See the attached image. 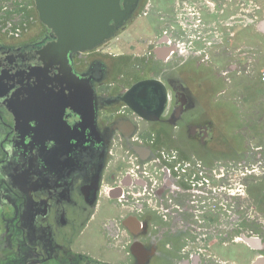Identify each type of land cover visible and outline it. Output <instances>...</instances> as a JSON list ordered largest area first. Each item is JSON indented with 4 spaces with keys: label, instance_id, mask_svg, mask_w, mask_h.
I'll return each instance as SVG.
<instances>
[{
    "label": "flooded vegetation",
    "instance_id": "obj_1",
    "mask_svg": "<svg viewBox=\"0 0 264 264\" xmlns=\"http://www.w3.org/2000/svg\"><path fill=\"white\" fill-rule=\"evenodd\" d=\"M7 23L10 28L8 21L0 26V264L169 262L171 249L162 246V241L167 238L189 240L193 236L188 234L187 228L175 229L170 220L165 221L149 210H144L140 218L136 217L141 226L130 221L136 231L134 235L123 224L131 220L130 215L121 216L119 211L120 215L101 219L102 239L108 250L119 255L115 260L100 258L88 251L82 239L86 229L98 224L103 210L101 197L105 180L112 181L106 196L116 210L119 205L114 203L116 197L123 187L130 185L127 177L117 180L113 172L108 178L106 176L115 146L124 152L127 144L126 149L142 163L158 157L162 149L175 151L177 162H180L187 158V154L180 151L179 137L183 130L188 141L202 146L197 155L207 161L211 122L191 121L192 114L201 108L199 101L189 94L168 66L161 67V75L154 71L157 62H167L174 54V48L166 46L168 42L164 37L162 47L154 50L153 60L157 62L151 61L147 67L149 76L134 81L125 89L147 79H157L165 85L168 99L157 123L176 133L169 140L172 146L160 144L154 133L142 136L135 146L129 141L139 136V122L143 120L118 101L125 91L114 94L98 91L109 75L105 63L92 59L80 67L78 58L83 53H73L67 60L45 56L43 52L53 40L48 28L43 24L38 30L26 26L12 37ZM165 51L170 55L164 60ZM145 61L140 64L141 73L150 60ZM81 77L89 80L93 89V119L85 110V97L78 89ZM68 84H75L77 94L67 91ZM126 121L134 125L129 138L120 132ZM151 135L154 138L149 143ZM161 164L172 163L161 161ZM184 217L191 222L189 215ZM116 224L119 228L117 241ZM134 243L143 246V251L137 255L131 253Z\"/></svg>",
    "mask_w": 264,
    "mask_h": 264
},
{
    "label": "rangeland",
    "instance_id": "obj_2",
    "mask_svg": "<svg viewBox=\"0 0 264 264\" xmlns=\"http://www.w3.org/2000/svg\"><path fill=\"white\" fill-rule=\"evenodd\" d=\"M3 1L0 0V26L8 21L11 26L9 28L7 23L6 27L13 32L12 37L26 26L37 30L41 27L33 0H15L13 3L18 8L13 12L4 10ZM209 5L217 13H208ZM16 18L18 22H15ZM164 37L168 42L166 46H171L175 52L167 62H157L153 60L154 50L162 47ZM81 56L78 58L80 67L92 59H100L108 67L109 75L98 88L103 94L125 91L134 81L148 77L147 67L151 61L158 63L155 74L161 75V69L168 66L201 105L192 114L191 121L211 122L212 130L205 147L207 161L197 155L202 146L199 147L196 141H188L183 130L180 132L181 150L189 151L186 159L194 156L207 167L210 183L207 212L199 215V219L207 221V242L167 238L162 241V246L171 249L166 264H176L182 250H201L203 261L215 258L231 264H246L249 257H264V82L261 79L264 71V0H139L122 28L105 43ZM148 59L150 61L141 73L140 64ZM139 125V139L154 133L160 144L172 146L161 140L163 133L173 131L172 135H175L174 130L161 123L141 121ZM129 142L137 145L133 140ZM126 148L122 152L114 147L107 178L113 172L119 180L132 167L128 159L132 153ZM257 165L258 171L253 172ZM104 186L103 210L98 224L102 218L114 217L119 211L121 216L129 215V210L119 207L118 202H114L119 204L118 210L110 204L106 191L112 181L106 179ZM230 214L236 215L238 222L225 237L222 226L226 220L229 223ZM153 220L158 221L155 217ZM96 226L97 223L89 230L91 233L83 236V242L90 234L92 238L87 241L97 242L102 256L115 260L119 255L108 250ZM156 233L157 230L153 235ZM240 234L258 237L262 250H253L242 241H234Z\"/></svg>",
    "mask_w": 264,
    "mask_h": 264
},
{
    "label": "water",
    "instance_id": "obj_3",
    "mask_svg": "<svg viewBox=\"0 0 264 264\" xmlns=\"http://www.w3.org/2000/svg\"><path fill=\"white\" fill-rule=\"evenodd\" d=\"M33 3L38 20L50 30L53 39L43 54L53 59L67 60L73 53L94 50L109 40L131 18L139 0H33ZM63 63L65 64V61ZM78 83L79 92L85 97V110L93 119L92 86L84 77H81ZM74 85L68 84L66 89L77 94ZM117 99L136 117L147 123H157L164 113L168 96L161 81L147 79L134 83ZM120 132L125 138H129L134 132L133 123L126 121ZM135 151L139 152L137 149ZM130 219L129 222L125 220L123 224L134 235L136 231L130 221L138 226L139 222L134 218ZM243 242L251 249H262L258 239L245 237ZM141 251L143 246L140 243L131 246L133 255ZM252 264H264V257H258Z\"/></svg>",
    "mask_w": 264,
    "mask_h": 264
},
{
    "label": "built area",
    "instance_id": "obj_4",
    "mask_svg": "<svg viewBox=\"0 0 264 264\" xmlns=\"http://www.w3.org/2000/svg\"><path fill=\"white\" fill-rule=\"evenodd\" d=\"M14 1L4 0V10L7 12L16 10L18 6L14 5ZM4 10L3 12L6 13ZM261 79L264 82V71L261 73ZM148 138L151 140L149 143H151L154 137L151 135ZM131 140L137 143L141 141L137 135L132 137ZM125 153L129 155L128 151ZM128 159L132 167L128 168L124 177L129 178L130 185L121 189V194L116 197L115 201L129 210L130 217L136 219L144 210H149L158 214L165 221L170 220L175 229L179 227L187 228L194 237V241H191V238L187 239V242H207V221L199 219V215L207 212V196L209 195L210 184L207 177V167L194 156L177 162V153L165 149H162L158 157L141 164H139L140 162L134 154H130ZM161 161L172 164L162 165ZM220 168L221 171L224 170L223 167ZM258 169L257 165L253 172H257ZM213 194L214 190L211 195ZM184 215H189L192 218L190 223H188V220L185 221ZM237 222L236 215L230 214L229 223L226 220L222 226V229L226 232L223 236L227 237V233L234 230ZM139 226H141L140 223ZM198 227L201 228L198 229ZM116 229L117 241L119 235L117 224ZM245 237L260 240L258 237L243 234L236 236L233 240L243 242ZM201 257V250L197 252L182 250L181 257L176 261V264H231L215 258L203 261Z\"/></svg>",
    "mask_w": 264,
    "mask_h": 264
},
{
    "label": "crops",
    "instance_id": "obj_5",
    "mask_svg": "<svg viewBox=\"0 0 264 264\" xmlns=\"http://www.w3.org/2000/svg\"><path fill=\"white\" fill-rule=\"evenodd\" d=\"M147 124H149V123H147ZM145 128H148L146 125H143ZM140 127H141V125H140ZM171 135H172V133L170 132V133H168V134H165V133H163V140H161V142L162 143H167V144H171L170 143V137H171ZM166 136V137H165ZM180 139H181V137H179ZM185 146V145H184ZM186 147V149L188 148V146H185ZM141 150H143V151H147L146 150V148L145 147H141L140 148ZM180 150H181V146H180ZM191 151V150H190ZM181 152H183V154H189V151L188 150H181ZM95 229H97L98 231V233H99V231H100V224H97V226H96V228ZM89 230H91V228H88V229H86L85 230V232H84V234H83V236H85V234H87L88 232H90ZM91 233V232H90ZM93 233H94V231H93ZM89 237H91V235L89 234ZM89 237H88V239H89ZM92 238V237H91ZM87 239V240H88ZM87 240H85V242H84V245H85V249H87L88 251H90V252H92L93 254H95V255H97L98 257H100V258H105L104 256H102V254L100 253V251H99V248H100V246H99V244H97V242L96 243H94V244H91V243H89ZM263 246V245H262ZM263 248V247H262ZM256 250V249H255ZM260 250H262V249H259V250H257V251H260ZM109 260V259H108ZM255 261V258L253 257V258H251V257H249L248 259H247V261H246V264H252L253 262Z\"/></svg>",
    "mask_w": 264,
    "mask_h": 264
},
{
    "label": "bare ground",
    "instance_id": "obj_6",
    "mask_svg": "<svg viewBox=\"0 0 264 264\" xmlns=\"http://www.w3.org/2000/svg\"><path fill=\"white\" fill-rule=\"evenodd\" d=\"M208 13H211V15H214V14H212V13H217V12H216L215 9H213V7H212L211 5H209V6H208ZM209 15H210V14H209ZM163 52H164V51H163ZM165 53H166V54H165ZM165 53H164V56H165V57H163L164 60L166 59L167 56L170 55V52H166V51H165ZM237 241H240V240H237Z\"/></svg>",
    "mask_w": 264,
    "mask_h": 264
}]
</instances>
